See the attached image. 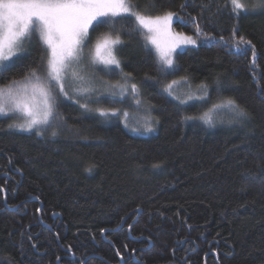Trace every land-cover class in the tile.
<instances>
[{
    "label": "trees",
    "instance_id": "trees-1",
    "mask_svg": "<svg viewBox=\"0 0 264 264\" xmlns=\"http://www.w3.org/2000/svg\"><path fill=\"white\" fill-rule=\"evenodd\" d=\"M133 3L153 17L176 13L172 34L197 40L175 53L174 76L145 82L158 76L157 56L146 32L123 31L121 69L140 85L157 130L101 125L72 103L60 104L55 137L15 132L0 119V264H264V11L237 18L226 0ZM239 36L255 47V64L251 49L235 52ZM44 55L36 42L0 87L40 69ZM186 74L208 97L180 110L163 85ZM228 97L247 111L243 124L184 120Z\"/></svg>",
    "mask_w": 264,
    "mask_h": 264
},
{
    "label": "snow or ice",
    "instance_id": "snow-or-ice-1",
    "mask_svg": "<svg viewBox=\"0 0 264 264\" xmlns=\"http://www.w3.org/2000/svg\"><path fill=\"white\" fill-rule=\"evenodd\" d=\"M229 5L232 15L237 18L249 11H264V0H226L225 7ZM139 7L133 0H0V77L9 68L5 61H11L28 50L23 46L25 37H29L30 44V34H38L37 42H42L45 46V55L42 58L43 72L40 69H31L24 73L21 79H12L6 86L0 87V117L14 118V122L8 127L21 132L35 131L36 135H42L49 128L59 127L56 121L60 118L58 108L63 100L78 104L85 112L95 111L105 120L122 114L127 128L128 111L121 113L117 108L102 107L93 109L87 102L92 100L97 91L96 73L110 77L115 75L117 70L122 71L118 51L123 43L124 29L138 34L140 30L148 33L145 37L147 44L155 48L158 76L146 74L145 82L155 80L159 83L160 80L174 76L179 70V65L173 53L182 46L197 45L193 35L172 34L171 25L173 18L177 16L176 13L169 11L153 17L142 13ZM183 7L184 5H181V8ZM192 20L195 21L196 18L193 17ZM117 25L121 26L120 29H117ZM101 28H106L107 31L95 41L86 54L85 49L91 42V33ZM194 35H201L199 23L195 25ZM233 35H238L235 28ZM161 37L171 39L172 43H162ZM205 39L212 44L215 37ZM233 48L241 55H246L251 49L252 62L255 64V47L245 37L239 36ZM179 55L180 53H176L177 58ZM181 81L190 87L187 74L180 80L173 79L163 85L167 96L178 101L175 107L186 110L184 106H187L189 101L202 102L207 99V85L203 83L199 85L203 94L189 93L185 98L176 95V86ZM108 87L111 89L108 93L111 99L107 103H123L124 99L131 95L136 105H140V85L133 82L130 74H124L123 83L117 81ZM81 98H84L83 101ZM104 102L100 96L93 100V103L98 105ZM222 111L230 114V125L243 124L248 119L247 111L234 98L228 97L214 103L198 116L186 115L184 120L198 119L204 125L212 127L215 126V115ZM143 128L145 132L152 131L151 119L144 121ZM131 130L138 131L136 127ZM56 135L57 132L53 130L52 136ZM153 167L159 168L161 165L157 163ZM68 251L72 252L71 246ZM72 259L75 260V257ZM80 264L86 262L81 260Z\"/></svg>",
    "mask_w": 264,
    "mask_h": 264
},
{
    "label": "rangeland",
    "instance_id": "rangeland-1",
    "mask_svg": "<svg viewBox=\"0 0 264 264\" xmlns=\"http://www.w3.org/2000/svg\"><path fill=\"white\" fill-rule=\"evenodd\" d=\"M255 12H259V11H249V13H255ZM148 35V33H146L145 37ZM174 35V34H173ZM31 37V43H28L29 37H25L24 38V48H27L28 50L26 52H22V54L19 57H14L11 61H5L4 63L7 65H11L16 59L20 58L21 56L25 55L26 53L29 52V50L31 49V47L38 41V34L32 35L30 34ZM95 40V39H94ZM92 40L91 38V42L88 45V48L85 49L86 54L88 53L89 49L92 47V45L95 43V41ZM162 43H166L168 45H170L172 43L171 39L166 38V37H161ZM40 44L43 46V48L45 49V46L43 45L42 42H40ZM147 44V40L146 38L144 39V45ZM191 45H185L182 46V48H178L176 50V53L179 51H182L184 49H186L187 47H190ZM147 47L150 48L155 54V48L151 45V44H147ZM120 48V46H119ZM119 52V51H118ZM175 55V53H173V56ZM157 56V55H156ZM119 58V57H118ZM43 67L44 65L42 64V67L40 68L41 72H43ZM124 72L117 70V73L113 76H105L101 73H96V80H97V91L93 94L92 100H88L87 102L89 103L90 107H92L93 109L97 108V107H102V108H117L121 110V113L123 111H128L129 116L127 118V122H128V127L126 128L124 125V117L123 115H119L117 117H111L107 120H105L104 118L99 117L95 111L92 112H85L83 109H81L79 107L78 104H74L75 107L77 108V110L80 112L81 115L87 116L92 118L94 121H97L99 124L101 125H105V126H110L114 123H118L124 130H126L128 133L130 134H134V135H148L153 133L155 130H157V122L155 124V118L154 115L152 114V109H150L149 107L146 106V103L143 101V97L141 96L140 93V97H141V103L139 106L136 105L135 100L131 97V95L127 96L123 103H114V104H109L107 103V101L109 99H111V97L108 95L109 91H111V89L108 87V85L114 84L117 81H120L121 83H123V76H124ZM188 87V88H187ZM129 89H130V85H129ZM176 95L181 96L182 98H185L189 93H194V94H203V89L199 88H192L189 87L188 84H184L183 81H181V83L179 85L176 86ZM100 96V98L102 100H104L105 102L102 104H95L93 103V100L97 97ZM84 98H81V100L83 101ZM117 100H119V97L116 98ZM66 103H72L71 101H63L61 102V104H66ZM73 104V103H72ZM0 119H4L7 121V125H9L10 123L14 122V118H9V117H0ZM151 119L152 121V125L153 128L155 127L154 131L151 132H145L144 128H143V124L145 120ZM230 119V114H228L226 111H222L219 114L215 115V121L221 124H225V120H229ZM63 127V126H61ZM133 127H136L138 129L137 132H133L131 129ZM9 128V127H8ZM10 129V128H9ZM13 130L15 132H21V131H17L15 129H10ZM56 129L55 128H49L47 131H45L42 135H37V136H48L50 135V137L52 136V131ZM58 130V129H57ZM153 130V129H152ZM57 132V131H56ZM21 133H29V132H21ZM32 134H35V131L30 132Z\"/></svg>",
    "mask_w": 264,
    "mask_h": 264
},
{
    "label": "water",
    "instance_id": "water-1",
    "mask_svg": "<svg viewBox=\"0 0 264 264\" xmlns=\"http://www.w3.org/2000/svg\"><path fill=\"white\" fill-rule=\"evenodd\" d=\"M40 208H41V204H40Z\"/></svg>",
    "mask_w": 264,
    "mask_h": 264
}]
</instances>
